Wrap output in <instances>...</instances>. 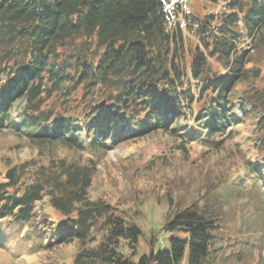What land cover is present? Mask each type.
I'll list each match as a JSON object with an SVG mask.
<instances>
[{"label": "trees", "instance_id": "obj_1", "mask_svg": "<svg viewBox=\"0 0 264 264\" xmlns=\"http://www.w3.org/2000/svg\"><path fill=\"white\" fill-rule=\"evenodd\" d=\"M178 16L171 26L159 0H0V132L30 150L0 159V235L26 229L47 254L75 248L70 262L48 254L52 264L255 260L264 237L240 235L231 199L264 203V0H226L203 14L186 0ZM157 133L180 154L176 172L197 166V176L166 184L164 230L184 238L134 262L120 247L136 251L141 230L120 209L122 195H93L96 157ZM194 144L198 157L188 153ZM215 155L228 177L209 169Z\"/></svg>", "mask_w": 264, "mask_h": 264}, {"label": "rangeland", "instance_id": "obj_2", "mask_svg": "<svg viewBox=\"0 0 264 264\" xmlns=\"http://www.w3.org/2000/svg\"><path fill=\"white\" fill-rule=\"evenodd\" d=\"M189 1L192 14H203L204 12H221L226 0ZM238 113L241 117L240 111ZM15 134L16 132L11 130L0 132V159L8 156L17 161L18 159H26L30 155V150L25 146L19 150L15 149L16 146H21L23 143ZM203 152L201 145L194 144L190 145L188 153L198 157ZM179 155L173 149L170 139L166 135L157 133L150 135L143 141L137 142L133 146L126 144L117 145L104 156L96 157L99 172L95 178L94 189L96 192L93 195H103L108 192L113 198V202L121 200L118 196L122 195V203L124 199L127 202L126 204L123 203L120 209L126 214V220L130 223L135 222L141 230L136 251L128 248L125 250L120 247V251L131 256L130 258L134 262H138L142 255L148 254L151 246H153L155 252L165 249L171 236L184 238V235L179 231L169 232L164 230L169 211L167 197L172 193H168L170 188L167 187V182L169 179L171 181L175 180L177 176H188V172H192L197 176V166L192 168L191 171L188 168H180L176 172ZM223 162L219 155H215L211 160L209 169L214 173V177H216L218 172L227 177L232 172V168L227 166L228 162ZM12 167L14 166L5 169V173ZM136 169L145 174L149 180L138 182V176L134 177V181L124 179L125 173H132ZM17 174L18 167L15 176ZM116 180L119 181L116 183L117 185L114 184ZM135 198L136 200L133 202L132 200ZM231 205V209L236 208L237 223H239L240 217L241 221L244 218V225H242L241 229L246 234H240L243 238H250L251 241L255 240L257 242L264 237V218H262V215L264 216V203L261 205L259 200L244 197L231 199ZM229 225L232 226L231 222ZM233 230L236 231L235 229ZM231 234L236 235L237 232H231ZM28 236L26 229L15 232H3L0 235V264H50V259L47 257L48 254H51L53 259L60 255L61 261L64 258L68 261L75 252L73 246L62 247L48 254L38 251L32 247L30 238L27 240ZM237 246L235 250L240 249V245ZM231 253L228 251V256ZM254 253L255 260L245 261L246 264L258 263L259 258L264 261V242H261L260 249ZM68 262L60 264H67ZM149 264H155V262L151 260ZM183 264H188L187 260Z\"/></svg>", "mask_w": 264, "mask_h": 264}, {"label": "built area", "instance_id": "obj_3", "mask_svg": "<svg viewBox=\"0 0 264 264\" xmlns=\"http://www.w3.org/2000/svg\"><path fill=\"white\" fill-rule=\"evenodd\" d=\"M186 0H166L165 16L167 22L173 26L175 24V19L178 13V9L185 3ZM184 9H187V5L183 6Z\"/></svg>", "mask_w": 264, "mask_h": 264}, {"label": "water", "instance_id": "obj_4", "mask_svg": "<svg viewBox=\"0 0 264 264\" xmlns=\"http://www.w3.org/2000/svg\"><path fill=\"white\" fill-rule=\"evenodd\" d=\"M17 170V167H13L11 168L9 171H7L5 177L9 180V181H13L15 178V172Z\"/></svg>", "mask_w": 264, "mask_h": 264}, {"label": "bare ground", "instance_id": "obj_5", "mask_svg": "<svg viewBox=\"0 0 264 264\" xmlns=\"http://www.w3.org/2000/svg\"><path fill=\"white\" fill-rule=\"evenodd\" d=\"M160 1H161L162 5H163V11H164V14H165L164 8L166 7V0H160ZM185 10H187V12H188V9H185ZM176 21H177V16H176V19H175V23H176Z\"/></svg>", "mask_w": 264, "mask_h": 264}]
</instances>
